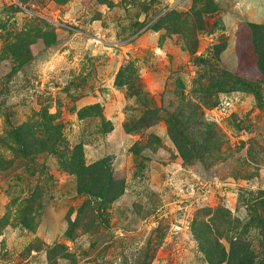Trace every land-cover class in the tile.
Returning a JSON list of instances; mask_svg holds the SVG:
<instances>
[{"label":"rangeland","instance_id":"obj_1","mask_svg":"<svg viewBox=\"0 0 264 264\" xmlns=\"http://www.w3.org/2000/svg\"><path fill=\"white\" fill-rule=\"evenodd\" d=\"M248 23L264 0H0V264H216V242L261 256ZM76 160L117 196L80 192Z\"/></svg>","mask_w":264,"mask_h":264},{"label":"trees","instance_id":"obj_2","mask_svg":"<svg viewBox=\"0 0 264 264\" xmlns=\"http://www.w3.org/2000/svg\"><path fill=\"white\" fill-rule=\"evenodd\" d=\"M248 29H249L250 37H251L250 43L255 49L254 53L257 58L256 68L259 71V73L263 76L262 79L264 80V25L248 23ZM240 56L242 55L240 54ZM241 71H243V75L248 76L249 73H251V67L247 66L246 64H243ZM228 77H229V80L232 81L231 82L232 86L244 85V86H248V88H251L250 80L244 78V76L228 74ZM226 80L228 81V79ZM252 89H253L252 91L254 92V94L256 96H259L257 90L254 88ZM31 129L32 128H20L14 131L17 143L21 150L20 152L24 156L28 155L30 147L34 145L33 138L30 135L32 131ZM182 136L184 137L185 134L182 133ZM35 144L41 145L42 149H44L42 140L36 141ZM48 150L53 152L51 148ZM70 164H72L73 166L69 167V169L79 179V191L80 192L89 195L90 197H92L93 200L97 199L99 204L110 202L117 196L116 194L117 190L113 189L112 186L114 185L112 181H110L111 178L108 179V174L96 175V176L87 175L85 173L83 174L82 170H84V166H82V164H80L77 160L74 162H71ZM114 182H115V185L118 184L116 183V181ZM260 243H261L260 246L262 248V251H260L261 256H256L254 255V252L252 251L250 252V248L248 247V245L247 246L243 245L245 247L241 248V252H235L233 249L231 251V248H230V253L226 254L224 248L221 247L220 249H218L217 246L219 245L216 242V257H217L216 264L221 263L223 261H226L227 264H264V233H263V238L260 241ZM210 261L214 262L213 258L210 257Z\"/></svg>","mask_w":264,"mask_h":264}]
</instances>
